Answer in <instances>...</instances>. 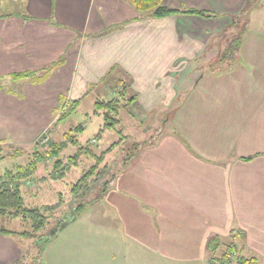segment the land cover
<instances>
[{
  "label": "crops",
  "instance_id": "0c3cea01",
  "mask_svg": "<svg viewBox=\"0 0 264 264\" xmlns=\"http://www.w3.org/2000/svg\"><path fill=\"white\" fill-rule=\"evenodd\" d=\"M163 4L178 12L155 17L128 0H0V146L64 136L71 102L79 111L93 89L110 96L108 81L122 92L123 80L134 98L130 135L147 138L161 118L173 127L106 193L123 236L153 253L152 264H209L213 235L264 264V0ZM242 14L241 45L213 67L235 36L224 30ZM58 61L40 83L11 76ZM24 240L0 231V264L19 262Z\"/></svg>",
  "mask_w": 264,
  "mask_h": 264
},
{
  "label": "rangeland",
  "instance_id": "374dc122",
  "mask_svg": "<svg viewBox=\"0 0 264 264\" xmlns=\"http://www.w3.org/2000/svg\"><path fill=\"white\" fill-rule=\"evenodd\" d=\"M251 4L252 2L248 3V5ZM245 10H248V8L245 7ZM245 21L246 19L241 18L239 25L241 26L243 23H246ZM237 31L238 26L235 25L234 28L228 27L225 29L224 33L229 32L234 36ZM230 38H226L227 43H231ZM219 58L220 56H217L215 61L212 60L214 61L213 67L217 68L226 65L227 60L220 62L218 61ZM108 82L109 86L112 85L110 96H118L121 100L118 103L119 112L116 114L122 120L117 130L107 129L100 134L101 126H99V123H103L104 120L103 117L97 116L95 113L94 103L99 98L108 99L110 96L101 95V87L93 89L83 99L79 111H76L77 109L74 110L61 122V129L68 131L74 125L77 126L85 122L89 123V126L85 130L83 129L77 133V138L86 150L88 148L92 150L94 156H89L85 151L78 152L76 147L68 143V148L66 147L60 153L63 166L67 167L62 177L53 178L52 171L55 169L53 165L54 158H50L47 162L44 160L40 162L36 174L28 177L25 182L26 184L23 186L25 198L31 206L48 203L58 204L59 202L58 208L50 213V223H59L57 228H52L41 241L30 238L23 242L25 246H22V249L25 251L33 245V248L40 247L39 264H152L153 260L148 256L153 255V253L147 252L135 241L126 239L123 236L120 225L113 214V210H111L109 193L105 199L99 200L104 182L110 180L115 173L120 172L124 167L123 158L126 155L129 141L137 142V140L141 139L130 135L132 134L128 128L130 123H126L129 116L127 111H129L131 105L127 108L124 107V104L128 102L126 100L129 98V94L127 95L128 92L119 96L121 86H117V83L113 80ZM108 85L107 87H109ZM173 105L177 106V104ZM173 105L168 108V111L175 107ZM161 119L158 123L159 126L163 127L165 132H169L173 127L170 123H167L166 118ZM151 124H154L153 120ZM156 124L157 121L155 122ZM156 131L157 129L151 131V134L142 140L154 137ZM45 136L49 137L47 134ZM93 138H97V142H91L90 140ZM121 138L124 141L106 153L103 161L99 163L98 156L113 142ZM64 139V136L60 135L55 141H62ZM45 144V142L42 143L38 140L37 147L44 148ZM1 147L0 154L3 155V159L0 160V173L8 169H16L17 166L26 164L29 156L33 155L35 148L34 145L17 146L18 148H16V146L9 144ZM105 165L107 167H104ZM93 166H97V169L87 181L86 186L89 187L86 188L85 186L86 189L81 190L78 195L72 194L74 184L84 174L91 171ZM80 201L87 203V206L77 210L75 214L76 207L80 204ZM0 218L2 219L0 226L8 230L23 231L26 228L21 218L12 221L4 217ZM64 222L67 223L63 225ZM28 258H32L31 255ZM29 262L30 259L26 264H29ZM15 264H19V262ZM20 264H24V261ZM164 264L178 263L165 262Z\"/></svg>",
  "mask_w": 264,
  "mask_h": 264
},
{
  "label": "trees",
  "instance_id": "16d2710c",
  "mask_svg": "<svg viewBox=\"0 0 264 264\" xmlns=\"http://www.w3.org/2000/svg\"><path fill=\"white\" fill-rule=\"evenodd\" d=\"M131 2L138 10L142 12H148L150 15L155 17L165 16L167 14L176 13L178 10L168 8L163 4V0H128ZM250 7V6H249ZM248 8V7H247ZM251 8V7H250ZM248 8V10L250 9ZM247 10V11H248ZM184 12H189L193 14H198L201 16H213L206 11L202 10H186ZM244 16V14H243ZM242 15H234L233 19V26H238V31L235 34L234 38L231 41V45L229 47V51H225L224 54L220 55L218 61H226L227 59H231L234 57L235 50L241 45L242 38L244 36L246 27L239 25V21L241 18H244ZM245 19V18H244ZM246 22V21H245ZM117 24L110 26L111 28L115 27ZM109 27V29H110ZM62 62L58 61L53 63L49 68L38 72V71H24V72H16L11 74L14 79L20 78H27L31 79L34 82L40 83L45 81L49 75L51 74L52 70L60 65ZM124 88L121 93L118 95L126 94L127 87L124 84V81H121ZM127 104H124V107L127 108L134 100V98H128ZM62 103L61 107L65 104L64 98L61 99ZM120 97L118 96H110L108 99L99 98L95 101V113L103 117V126L101 127L100 134L104 130H117L119 125L121 124L122 118L117 117L119 112V102ZM79 105L78 101L71 102L69 106L63 110L60 120L67 117L70 113H72ZM83 130L82 125L79 124L75 128H71L68 130L64 135V140L62 141H55L54 139L49 138L44 145V148H38L37 144L34 148L33 155L29 156L28 162L26 164H22L16 167V169H10L5 172L4 175L0 176V216L6 218L9 221H12L17 218H21L22 221L25 223L26 228L23 231H13L8 230L5 227H0V231L6 234H14L20 235L25 240L26 239H35L41 241L45 238L48 232L52 228H57L58 224L50 223V213L55 211L58 204H42L31 206L27 203V200L24 195L23 186L26 184L28 177L34 176L37 172L39 164L41 161H49L50 158H54V170L52 171L53 178H59L63 176L64 170L67 168L63 166V160L60 158V153L67 147L68 143H72L75 145L78 152L85 151L89 156L93 155V152L90 148L86 150L83 145L80 144L79 139L77 138V133ZM163 127H159L155 132L156 135L152 138L147 140H137V142L129 141L126 155L123 158V164L126 168L130 161L143 149L154 145L159 137L163 133ZM124 139L117 140L113 142L106 150L102 152L100 156H98V162L101 163L104 159L106 153L113 150V148L122 143ZM2 147L0 146V150ZM254 156L243 157L244 160H250ZM3 159V155L0 154V160ZM97 166H93L91 171L84 174L74 187L72 188V194L78 195L81 190L88 188L86 186L87 181L92 173L96 171ZM104 167H107L106 165ZM120 172L115 173V175L108 181H105L103 184V189L101 192V196L99 200L104 199L106 193L115 186L117 178ZM99 174V173H98ZM86 186V188H85ZM83 193V192H82ZM85 194V193H84ZM87 203H83L80 201V204L76 207L75 214L77 210L84 208ZM49 213V214H48ZM30 226V227H29ZM29 227V228H28ZM34 246V245H33ZM30 247L23 255V258L19 261V264L23 261L24 264L30 259L29 264H39L40 260V247L37 248ZM207 249L209 252V262L211 264H261L258 258L254 255L247 257L246 255L242 254V251L238 249L236 243H223L221 238L218 235H213L209 238ZM32 258H28L30 255ZM29 255V256H27ZM233 255L237 258L233 259ZM27 257V258H26ZM209 263V264H210Z\"/></svg>",
  "mask_w": 264,
  "mask_h": 264
},
{
  "label": "built area",
  "instance_id": "2783aa9c",
  "mask_svg": "<svg viewBox=\"0 0 264 264\" xmlns=\"http://www.w3.org/2000/svg\"><path fill=\"white\" fill-rule=\"evenodd\" d=\"M49 139V137H43L42 139H41V142L42 143H44V142H46L47 140ZM235 258H237V256L235 257L234 255H233V259H235Z\"/></svg>",
  "mask_w": 264,
  "mask_h": 264
},
{
  "label": "flooded vegetation",
  "instance_id": "af4514ba",
  "mask_svg": "<svg viewBox=\"0 0 264 264\" xmlns=\"http://www.w3.org/2000/svg\"><path fill=\"white\" fill-rule=\"evenodd\" d=\"M43 137H45V135H44ZM43 137H42V138H43ZM42 138L39 139V142H41V139H42ZM37 143H38V142H37Z\"/></svg>",
  "mask_w": 264,
  "mask_h": 264
},
{
  "label": "water",
  "instance_id": "95a60500",
  "mask_svg": "<svg viewBox=\"0 0 264 264\" xmlns=\"http://www.w3.org/2000/svg\"><path fill=\"white\" fill-rule=\"evenodd\" d=\"M67 222H64V224L63 225H65Z\"/></svg>",
  "mask_w": 264,
  "mask_h": 264
}]
</instances>
